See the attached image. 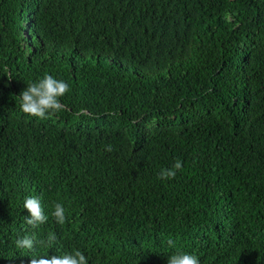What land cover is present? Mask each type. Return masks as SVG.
Instances as JSON below:
<instances>
[{
    "label": "trees",
    "instance_id": "16d2710c",
    "mask_svg": "<svg viewBox=\"0 0 264 264\" xmlns=\"http://www.w3.org/2000/svg\"><path fill=\"white\" fill-rule=\"evenodd\" d=\"M46 72L70 85L63 110L27 117ZM27 196L67 209L35 230L52 248H15ZM76 249L264 264V0H0V264Z\"/></svg>",
    "mask_w": 264,
    "mask_h": 264
},
{
    "label": "clouds",
    "instance_id": "9594fccd",
    "mask_svg": "<svg viewBox=\"0 0 264 264\" xmlns=\"http://www.w3.org/2000/svg\"><path fill=\"white\" fill-rule=\"evenodd\" d=\"M19 94L18 103L20 111L27 117L37 120H47L63 110L61 99L70 93V85L64 79L57 78L54 73H44L31 82ZM107 151H111L109 146ZM183 161L177 160L172 168L162 169L158 178L161 180L174 179L177 172L182 170ZM23 208L26 211L25 222L33 229L32 234H25L15 240V248L20 251L33 252L38 246L52 248L57 240L55 233H48L46 240L37 238L36 231L41 225L49 221V217L63 225L67 221V209L62 202H56L51 206L50 213L46 212L40 197L27 196L23 199ZM170 248H175L171 240L168 241ZM167 264H201L200 257L195 252L180 249L165 254ZM32 264H89L85 253L79 249L71 252H62L48 257L34 259Z\"/></svg>",
    "mask_w": 264,
    "mask_h": 264
}]
</instances>
